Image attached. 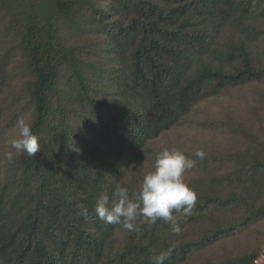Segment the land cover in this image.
<instances>
[{"label": "trees", "instance_id": "16d2710c", "mask_svg": "<svg viewBox=\"0 0 264 264\" xmlns=\"http://www.w3.org/2000/svg\"><path fill=\"white\" fill-rule=\"evenodd\" d=\"M20 119L33 157L8 145ZM173 147L195 161L179 234L97 218ZM262 247L264 0H0V264H254Z\"/></svg>", "mask_w": 264, "mask_h": 264}, {"label": "clouds", "instance_id": "9594fccd", "mask_svg": "<svg viewBox=\"0 0 264 264\" xmlns=\"http://www.w3.org/2000/svg\"><path fill=\"white\" fill-rule=\"evenodd\" d=\"M8 145L15 152L27 153L31 157L41 147L31 125L23 119L17 121L16 133ZM193 155L203 160L206 153L198 149ZM7 156L11 160L13 152L9 151ZM194 163L178 148L163 149L156 154L152 170L143 176L137 191L130 195L129 189L118 183L111 199L107 194L99 196L94 209L97 218L110 225H122L128 231L137 230L134 222L138 217L149 224L162 219L170 223L174 233L179 234L181 228L174 213L189 214L197 200L195 191L184 181V173ZM78 215L87 218V206L81 205ZM165 259L166 254L154 257L155 264H164Z\"/></svg>", "mask_w": 264, "mask_h": 264}, {"label": "rangeland", "instance_id": "374dc122", "mask_svg": "<svg viewBox=\"0 0 264 264\" xmlns=\"http://www.w3.org/2000/svg\"><path fill=\"white\" fill-rule=\"evenodd\" d=\"M252 87H255V86H252ZM254 88H252V90H246L244 91L243 93H241V95L239 96V102L242 103V104H251V102L253 101L252 98H251V93L253 92ZM214 107V106H213ZM209 111L212 113L214 111H212L211 109H209ZM258 114H259V111H258ZM211 115V114H210ZM209 114L205 115V117H209L210 116ZM180 132V131H178ZM190 134H193V130H190L189 131ZM264 255V247L261 248V251H260V254L258 255V258H261V256ZM260 264H264V259H262V263Z\"/></svg>", "mask_w": 264, "mask_h": 264}, {"label": "built area", "instance_id": "2783aa9c", "mask_svg": "<svg viewBox=\"0 0 264 264\" xmlns=\"http://www.w3.org/2000/svg\"><path fill=\"white\" fill-rule=\"evenodd\" d=\"M262 259H264V255L261 256V258H257V259L254 261V264H260V263H262Z\"/></svg>", "mask_w": 264, "mask_h": 264}]
</instances>
